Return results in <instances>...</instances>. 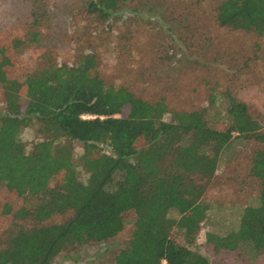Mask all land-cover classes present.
Segmentation results:
<instances>
[{
    "label": "trees",
    "instance_id": "obj_1",
    "mask_svg": "<svg viewBox=\"0 0 264 264\" xmlns=\"http://www.w3.org/2000/svg\"><path fill=\"white\" fill-rule=\"evenodd\" d=\"M127 1L88 0L84 11L100 21ZM211 15L219 28L264 37V0H218ZM36 36L0 31V264H50L76 245L114 236L126 221L127 240L111 264H209L190 245L204 216L203 193L233 133L257 145L248 167L259 181L257 201L239 208L231 231L206 233V242L213 252H264V130L244 103L226 97V124L208 122L201 110L172 111L164 121L161 102L99 77L93 55L23 71L16 55L33 51ZM32 125L26 150L20 133ZM172 228L183 243L169 239Z\"/></svg>",
    "mask_w": 264,
    "mask_h": 264
},
{
    "label": "rangeland",
    "instance_id": "obj_2",
    "mask_svg": "<svg viewBox=\"0 0 264 264\" xmlns=\"http://www.w3.org/2000/svg\"><path fill=\"white\" fill-rule=\"evenodd\" d=\"M33 1L0 0V31L37 34L34 50L22 49L16 55L23 71L72 64L80 53L90 54L106 83L125 87L148 103L161 102L164 121L171 119L172 111L201 110L208 122L226 124V97H233L264 130V37L217 27L211 13L218 0H128L100 21L84 11L88 0ZM34 129L36 125L20 133L26 150L35 138ZM256 146L233 133L203 193L206 208L190 248L209 264H264V252L254 258L242 251L213 252L205 238L206 233L226 235L235 227L239 208L256 203L259 181L248 173ZM80 152L79 144L73 143L71 158L83 180ZM168 216L176 218L173 211ZM68 217L67 212L47 223L58 224ZM129 230L126 221L114 236L76 245L50 264H111ZM168 237L183 243L179 229L172 228ZM4 241L1 238L0 245Z\"/></svg>",
    "mask_w": 264,
    "mask_h": 264
}]
</instances>
